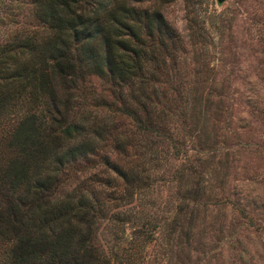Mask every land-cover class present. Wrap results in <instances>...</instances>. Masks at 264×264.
I'll return each instance as SVG.
<instances>
[{"label": "rangeland", "instance_id": "obj_1", "mask_svg": "<svg viewBox=\"0 0 264 264\" xmlns=\"http://www.w3.org/2000/svg\"><path fill=\"white\" fill-rule=\"evenodd\" d=\"M137 6L158 9L172 29L154 35L168 50L147 89L179 93L167 103L160 96L168 115L158 126L166 130L148 132L107 108L108 90L87 77L83 108H99L132 143L117 153L104 145L100 154L138 175L125 191L101 157L70 168L103 199L95 240L111 264H264V0ZM33 24L25 0H0V36ZM111 192L118 197L105 196Z\"/></svg>", "mask_w": 264, "mask_h": 264}, {"label": "trees", "instance_id": "obj_2", "mask_svg": "<svg viewBox=\"0 0 264 264\" xmlns=\"http://www.w3.org/2000/svg\"><path fill=\"white\" fill-rule=\"evenodd\" d=\"M25 1L35 24L0 36V264H111L95 240L103 199L87 176L68 172L93 155L125 191L138 175L100 154L104 145L117 153L132 143L99 108H83L87 77L108 90L102 103L112 112L140 130H166L158 126L168 115L160 96L179 92L167 97L147 84L158 80L168 50L156 36L172 29L158 9L138 7L142 0Z\"/></svg>", "mask_w": 264, "mask_h": 264}, {"label": "water", "instance_id": "obj_3", "mask_svg": "<svg viewBox=\"0 0 264 264\" xmlns=\"http://www.w3.org/2000/svg\"><path fill=\"white\" fill-rule=\"evenodd\" d=\"M217 1H221V0H217Z\"/></svg>", "mask_w": 264, "mask_h": 264}]
</instances>
